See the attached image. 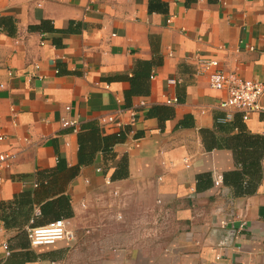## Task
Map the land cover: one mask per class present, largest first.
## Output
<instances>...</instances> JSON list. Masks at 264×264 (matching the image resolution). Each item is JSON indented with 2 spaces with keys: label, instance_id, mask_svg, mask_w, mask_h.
<instances>
[{
  "label": "crops",
  "instance_id": "0c3cea01",
  "mask_svg": "<svg viewBox=\"0 0 264 264\" xmlns=\"http://www.w3.org/2000/svg\"><path fill=\"white\" fill-rule=\"evenodd\" d=\"M202 58L264 83V0H0V264H264V93L220 107Z\"/></svg>",
  "mask_w": 264,
  "mask_h": 264
},
{
  "label": "built area",
  "instance_id": "2783aa9c",
  "mask_svg": "<svg viewBox=\"0 0 264 264\" xmlns=\"http://www.w3.org/2000/svg\"><path fill=\"white\" fill-rule=\"evenodd\" d=\"M201 72L209 73L210 86L216 90L227 92L226 98L221 100L220 107L226 110H235L243 113V118L248 119L253 113L262 109L260 98L264 93V83L254 79H241L236 73H228L219 69V61L212 58H202L200 60ZM170 84L175 80H169ZM177 99H168L167 103L174 104ZM143 104V103H142ZM131 121H135V113H132ZM106 122L115 124L117 127H123L125 123L118 114H111L104 118ZM3 137H0L2 139ZM15 157L11 152H0V169L10 167ZM214 185L221 186L223 175L214 173ZM244 222V221H243ZM245 227V223L240 225V229ZM27 234L32 246L54 244L60 240L72 239L73 233L67 228L65 219H56L47 225L39 227H28ZM5 248H8L5 246ZM264 252V248H263ZM222 255L216 256L221 260Z\"/></svg>",
  "mask_w": 264,
  "mask_h": 264
},
{
  "label": "rangeland",
  "instance_id": "374dc122",
  "mask_svg": "<svg viewBox=\"0 0 264 264\" xmlns=\"http://www.w3.org/2000/svg\"><path fill=\"white\" fill-rule=\"evenodd\" d=\"M113 194V193H112ZM118 195L114 194V197L116 198ZM118 200V198H116ZM116 200V201H117ZM115 201L114 198L110 199L108 198L106 195H104L103 198L93 201L90 205H89V209L90 211L95 210V209H100V213H101V217L103 220H105V224L112 223V219L114 217V215L118 212L123 213V210L125 207L124 206V202H120L118 201V203ZM135 204H140V203H133L132 206H136ZM143 205V203H141ZM123 215V214H122ZM135 215V214H134ZM137 215V214H136ZM135 215V216H136ZM120 219V218H119Z\"/></svg>",
  "mask_w": 264,
  "mask_h": 264
}]
</instances>
